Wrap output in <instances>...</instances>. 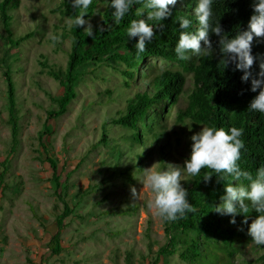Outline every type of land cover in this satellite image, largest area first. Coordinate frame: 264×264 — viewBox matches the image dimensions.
I'll return each mask as SVG.
<instances>
[{
	"label": "rangeland",
	"instance_id": "rangeland-1",
	"mask_svg": "<svg viewBox=\"0 0 264 264\" xmlns=\"http://www.w3.org/2000/svg\"><path fill=\"white\" fill-rule=\"evenodd\" d=\"M60 2L21 0L20 7L11 13L15 18L12 32L14 39L31 36L15 47H5L0 18V176L4 175L0 182V264H153L167 238L164 221L147 207L152 193L143 187L140 170L154 164L160 170L164 163L183 166L189 155L184 147L188 124L178 123L176 114L169 116L157 107L149 112L145 124L138 126L144 141L153 121L159 115L165 119L170 137L162 139L160 145L170 141L173 147L167 150L164 146L166 156L162 159L148 140L146 146L139 145L132 130L112 121L125 111L128 99L148 89L146 72L180 67L151 57L136 69L128 87L122 64H89L82 70L77 97L64 115L47 121L50 133L42 138L47 112L56 109L51 98L60 97L63 87L41 63L46 59L53 69L65 70L71 49V40L64 38L70 24L54 12ZM95 18L87 20L92 27L101 20L99 14ZM6 68L15 88V149ZM164 105L171 111L170 101ZM41 143L58 161L57 171L43 154ZM189 177L182 175L185 188L190 186ZM65 204L71 214L61 232L62 251L53 255L47 245L57 232V219ZM263 254L264 248L248 245L234 264H264L257 261ZM158 264L194 263L184 261L176 252L162 256Z\"/></svg>",
	"mask_w": 264,
	"mask_h": 264
},
{
	"label": "trees",
	"instance_id": "trees-1",
	"mask_svg": "<svg viewBox=\"0 0 264 264\" xmlns=\"http://www.w3.org/2000/svg\"><path fill=\"white\" fill-rule=\"evenodd\" d=\"M0 1V18L6 33L5 47L7 44L15 47L31 36L29 34L14 39L12 32L15 18L11 13L20 7L21 0ZM251 2L252 0H214L211 22L219 23L223 30L222 34L226 37H234L237 32L247 30L249 18L253 14L250 7ZM195 4L196 0H177L176 5L170 9L171 15L161 21L165 26L163 29L156 27L158 22L148 21L153 25L154 38L151 43L146 44L145 52L137 56L134 48L136 38L128 40L125 30L131 20L146 19V16L137 15L138 10L143 8L142 2L139 0L134 2L120 23L115 24L111 15L113 10L105 3V0H93L88 15L84 19L90 20L99 14L101 20L92 27V37L83 33L84 26L75 28L70 25L64 37L71 40L65 70L53 69L46 59L41 63L43 67L49 68L48 75L59 81L63 87V94L60 97L51 98L56 109L47 112L41 137L50 133L47 121L64 115L72 100L77 97L78 81L81 79L82 70L85 71L89 64L94 66L122 64L124 66L122 74L126 77L125 85L131 87L136 69H139L148 58L160 57L164 61L177 64L180 69L166 68L159 72H146L144 78L148 89L144 92H137L128 99L125 111L120 113V117L112 123L132 130L133 140L139 145L146 146L145 143L148 140V145L151 148L156 147L162 159L166 156L164 146L167 150L173 147L170 141L160 145L162 139L170 137L165 119L159 115L153 121L150 134L144 141L140 138L138 130L140 124H145L149 112L157 107L169 116L172 113L176 114L178 123L191 126L192 131L184 136V147L188 154L190 153V136L203 126L223 127L226 131L229 127H237L242 129L241 139L244 142L238 164L242 170L255 176L256 169L264 165V115L246 110L250 100L258 94L259 90L257 93L249 91L250 81L241 82L242 72L235 70L233 63L229 62L226 67L220 63L223 57L218 44L219 37L215 34H209L213 44L210 56L200 55L184 61L178 60L174 54L173 49L179 35L177 18L185 16L192 21L189 30H194L196 26L193 15ZM54 12L60 13L66 19L78 14V10H73L68 0H61ZM201 43L203 47V42ZM251 54L254 62L250 71L255 77V74L259 72V64L264 62V37L253 39ZM188 75L189 79H187ZM4 76L7 82L8 110L15 149L18 136L15 88L8 68L4 70ZM166 100L170 101L171 111L164 105ZM160 120L164 122L161 123ZM176 141L178 144L181 143L180 137H177ZM41 145L44 148L43 154L54 172L57 171L58 161L50 156L44 143ZM7 161L8 159L2 163L4 167L2 174L6 171L5 162ZM208 171L210 170L201 169L200 175L189 177L190 186L186 189L193 211L183 219L173 222L164 221L167 242L159 250V256L153 264H158L162 256L169 257L176 252H179L184 261H191L194 264H234L235 258L244 254L248 245L254 249L264 248V245H255L247 235L248 224L257 215L254 210L245 213L248 216L246 224L242 223L245 219L242 214L237 215L236 223L232 224L229 222L230 216L220 215L214 211V208L221 203L220 196L224 194V185L233 183L235 186L236 182H232L230 177L221 181L215 175L205 182L203 173ZM3 176H0V182L4 181ZM54 178L57 182L59 181L57 175ZM244 183L247 184V181ZM70 214L71 210L65 204L64 212L57 219V232L51 236L47 245L53 255H59L62 251L61 232L64 228V221ZM257 261L264 263V254Z\"/></svg>",
	"mask_w": 264,
	"mask_h": 264
},
{
	"label": "clouds",
	"instance_id": "clouds-1",
	"mask_svg": "<svg viewBox=\"0 0 264 264\" xmlns=\"http://www.w3.org/2000/svg\"><path fill=\"white\" fill-rule=\"evenodd\" d=\"M68 2L73 10H78V14L67 18V22L75 28L85 26L83 33L92 37V26L84 17L88 15L93 0H68ZM134 2L137 0H105L113 10L111 13L113 23L119 24ZM139 2H142L143 8L138 10L137 15L146 16V19L131 20L125 30L128 40L136 38L134 48L137 56L145 52L146 44L151 43L154 38L153 25L148 21L158 22L156 27L163 29L165 26L161 21L171 15L170 9L176 5L177 0H139ZM213 2L214 0H196L193 9L196 21L194 30H189L192 21L185 16L177 18L179 35L173 49L174 54L178 60L184 61L200 55L210 56L213 44L209 34H215L219 37V49L223 57L220 63L224 67L229 62L233 63L235 70L242 72L241 82L250 81L249 91L257 93L259 90L250 100L246 111L264 115V62L259 64V72L255 77L250 71L254 62L251 54L252 41L254 38L264 37V0H252L250 7L253 14L249 18L247 30L239 31L230 38L222 34L223 30L219 23L211 22ZM187 126L188 131L191 132V126ZM242 134V129L237 127H229L226 131L223 127L205 125L190 136V153L184 160L183 166L164 163L160 170H156V164L140 170L143 187L150 189L152 193V199L147 203L148 209L166 222L183 219L187 214L192 213L193 208L189 203L188 191L181 184L182 175L195 177L201 174V169H208L210 171L203 173L205 182L213 175L221 181L230 177L232 182H236L235 186L233 183L224 185V194L220 196L221 203L214 208V211L220 215L230 216L229 222L232 224L236 223L235 217L242 214L245 217L242 223L246 224L248 216L245 213L254 210L257 215L248 224L247 235L255 245H264V165L256 169L255 176L241 169L238 161L244 148ZM244 181H247V184ZM132 194L136 195L135 189H132Z\"/></svg>",
	"mask_w": 264,
	"mask_h": 264
}]
</instances>
